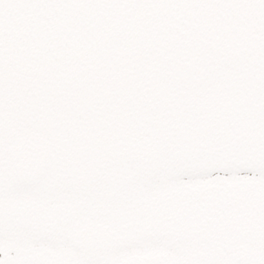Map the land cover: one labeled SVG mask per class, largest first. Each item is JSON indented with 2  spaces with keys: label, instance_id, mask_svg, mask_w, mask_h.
<instances>
[{
  "label": "snow or ice",
  "instance_id": "obj_1",
  "mask_svg": "<svg viewBox=\"0 0 264 264\" xmlns=\"http://www.w3.org/2000/svg\"><path fill=\"white\" fill-rule=\"evenodd\" d=\"M0 264H264V0H0Z\"/></svg>",
  "mask_w": 264,
  "mask_h": 264
}]
</instances>
